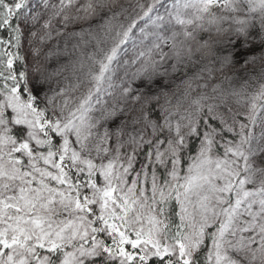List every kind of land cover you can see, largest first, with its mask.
Listing matches in <instances>:
<instances>
[{"label": "snow or ice", "instance_id": "obj_1", "mask_svg": "<svg viewBox=\"0 0 264 264\" xmlns=\"http://www.w3.org/2000/svg\"><path fill=\"white\" fill-rule=\"evenodd\" d=\"M0 264H264V0H0Z\"/></svg>", "mask_w": 264, "mask_h": 264}]
</instances>
